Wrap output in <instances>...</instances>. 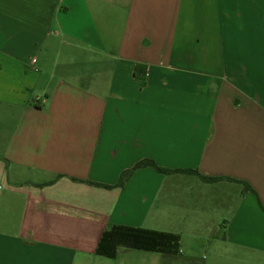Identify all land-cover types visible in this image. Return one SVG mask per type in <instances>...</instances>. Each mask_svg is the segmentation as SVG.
<instances>
[{
    "label": "crops",
    "instance_id": "1",
    "mask_svg": "<svg viewBox=\"0 0 264 264\" xmlns=\"http://www.w3.org/2000/svg\"><path fill=\"white\" fill-rule=\"evenodd\" d=\"M195 263L264 264V0H0V264Z\"/></svg>",
    "mask_w": 264,
    "mask_h": 264
},
{
    "label": "trees",
    "instance_id": "2",
    "mask_svg": "<svg viewBox=\"0 0 264 264\" xmlns=\"http://www.w3.org/2000/svg\"><path fill=\"white\" fill-rule=\"evenodd\" d=\"M145 167H151L157 172L162 173V174H171V173H176V172H189L190 174L197 175L203 181L208 182V183L214 182L219 179V178H213V177H207V176L200 175L197 171H193V170H170V169L162 168L156 165L154 161L150 159H144V160L137 162L132 168L126 171H123L120 174L116 185L119 188H123L126 182L128 181V179L131 177L132 173L136 169L145 168ZM228 180H232V179H228ZM243 184L247 191H251L253 194H255L250 186H248L246 183H243ZM96 185H99V184H96ZM114 231L115 229H112V230L106 231L103 234L100 240V243L98 245V248L96 250V253L98 255H103L106 257H110V258L115 257V250L117 246V243L115 241V236L117 235L115 234ZM136 235H137L136 237L139 238L142 242L146 241L152 250H159L160 247L163 248L168 243H170L171 245H175L177 243V237L173 235L158 233V232L138 231L136 232ZM195 264H198V263H195Z\"/></svg>",
    "mask_w": 264,
    "mask_h": 264
}]
</instances>
